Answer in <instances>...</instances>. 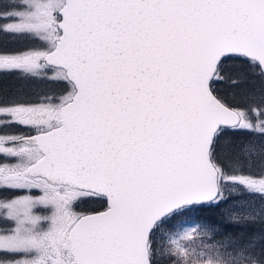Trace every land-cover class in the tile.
Instances as JSON below:
<instances>
[{
  "label": "snow or ice",
  "instance_id": "1",
  "mask_svg": "<svg viewBox=\"0 0 264 264\" xmlns=\"http://www.w3.org/2000/svg\"><path fill=\"white\" fill-rule=\"evenodd\" d=\"M0 264H264V0H0Z\"/></svg>",
  "mask_w": 264,
  "mask_h": 264
},
{
  "label": "trees",
  "instance_id": "2",
  "mask_svg": "<svg viewBox=\"0 0 264 264\" xmlns=\"http://www.w3.org/2000/svg\"><path fill=\"white\" fill-rule=\"evenodd\" d=\"M245 87H247V86H243V85H242V86H241V89L243 90Z\"/></svg>",
  "mask_w": 264,
  "mask_h": 264
}]
</instances>
